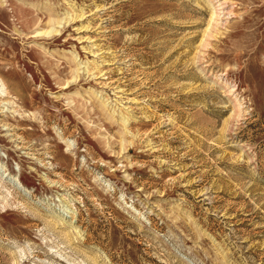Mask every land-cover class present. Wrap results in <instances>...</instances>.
Wrapping results in <instances>:
<instances>
[{
	"label": "rangeland",
	"instance_id": "1",
	"mask_svg": "<svg viewBox=\"0 0 264 264\" xmlns=\"http://www.w3.org/2000/svg\"><path fill=\"white\" fill-rule=\"evenodd\" d=\"M214 2L0 0V264H264V0Z\"/></svg>",
	"mask_w": 264,
	"mask_h": 264
},
{
	"label": "bare ground",
	"instance_id": "2",
	"mask_svg": "<svg viewBox=\"0 0 264 264\" xmlns=\"http://www.w3.org/2000/svg\"><path fill=\"white\" fill-rule=\"evenodd\" d=\"M218 1H220V0H218ZM211 2L213 3V4H217V3H215L214 2V0H211ZM221 4H219L218 5V11L216 10V11H214V17H215V19L214 20H217V18H218V22H219V19H220V12H219V6H220ZM221 9V8H220ZM43 33V32H42ZM37 34H40V32L38 33L37 32ZM46 34V33H45ZM3 81V80H2ZM2 81H0V83L2 82ZM1 86H0V98L3 96V95H6V93H7V91L8 90H6L5 89V83H4V85L3 84H0ZM9 112V111H8ZM0 167L1 168H5L1 163H0ZM2 173V172H1ZM6 175V173L4 172V169H3V173L1 174V176L2 177H4ZM11 174L8 172L7 173V178H8V176H10ZM15 180V179H14ZM12 181V180H11ZM22 186V185H21Z\"/></svg>",
	"mask_w": 264,
	"mask_h": 264
}]
</instances>
